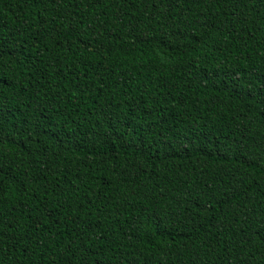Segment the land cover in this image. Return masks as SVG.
<instances>
[{"label": "trees", "instance_id": "trees-1", "mask_svg": "<svg viewBox=\"0 0 264 264\" xmlns=\"http://www.w3.org/2000/svg\"><path fill=\"white\" fill-rule=\"evenodd\" d=\"M0 264H264V0H0Z\"/></svg>", "mask_w": 264, "mask_h": 264}]
</instances>
